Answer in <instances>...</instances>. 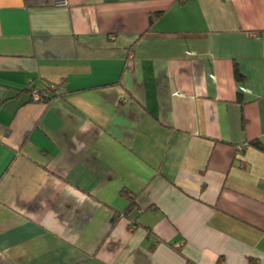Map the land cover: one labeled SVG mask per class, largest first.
<instances>
[{
  "label": "crops",
  "instance_id": "crops-1",
  "mask_svg": "<svg viewBox=\"0 0 264 264\" xmlns=\"http://www.w3.org/2000/svg\"><path fill=\"white\" fill-rule=\"evenodd\" d=\"M0 264H264V0H0Z\"/></svg>",
  "mask_w": 264,
  "mask_h": 264
},
{
  "label": "built area",
  "instance_id": "built-area-1",
  "mask_svg": "<svg viewBox=\"0 0 264 264\" xmlns=\"http://www.w3.org/2000/svg\"><path fill=\"white\" fill-rule=\"evenodd\" d=\"M54 89L55 86L53 85H48L46 87V89L44 90H40V89H37V88H33L32 89V93H33V96L36 100H43L45 98H47L49 96V89Z\"/></svg>",
  "mask_w": 264,
  "mask_h": 264
},
{
  "label": "trees",
  "instance_id": "trees-1",
  "mask_svg": "<svg viewBox=\"0 0 264 264\" xmlns=\"http://www.w3.org/2000/svg\"><path fill=\"white\" fill-rule=\"evenodd\" d=\"M159 15H160V13H156V14H152V15H151V17H150V22H151V24H153V23L155 22L156 18H157ZM47 98L49 99V96H48ZM47 98H45V99H47ZM258 146H259V144H258ZM259 147H260V146H259ZM130 198L132 199L131 207H133V199H134V197H130Z\"/></svg>",
  "mask_w": 264,
  "mask_h": 264
}]
</instances>
